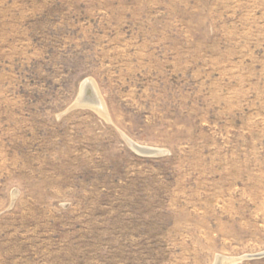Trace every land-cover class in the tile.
Here are the masks:
<instances>
[{"label":"rangeland","instance_id":"374dc122","mask_svg":"<svg viewBox=\"0 0 264 264\" xmlns=\"http://www.w3.org/2000/svg\"><path fill=\"white\" fill-rule=\"evenodd\" d=\"M261 252L264 0H0V264Z\"/></svg>","mask_w":264,"mask_h":264},{"label":"bare ground","instance_id":"6f19581e","mask_svg":"<svg viewBox=\"0 0 264 264\" xmlns=\"http://www.w3.org/2000/svg\"><path fill=\"white\" fill-rule=\"evenodd\" d=\"M89 91L91 92V95L93 96L92 99H88L87 95H89ZM88 92V93H87ZM99 94H98V91L95 87V84H94V81L89 78L87 80H85L82 84H81V93H80V96H79V99L78 101L81 102V101H86V102H89L92 106H95L96 108L100 109V110H103V107L100 103V99H99ZM86 98V100H85ZM127 139V142L128 144L134 149V150H137L141 153H145V154H149L151 153L150 155H154V154H158V152H160L159 149H156V148H150V147H143V146H140L138 144H136L135 142L131 141L129 138H126ZM219 259L218 262L219 264H228V263H231V262H235L237 259H232V260H225L224 258L222 257H218ZM227 259V258H226ZM226 261V263H225Z\"/></svg>","mask_w":264,"mask_h":264},{"label":"water","instance_id":"95a60500","mask_svg":"<svg viewBox=\"0 0 264 264\" xmlns=\"http://www.w3.org/2000/svg\"><path fill=\"white\" fill-rule=\"evenodd\" d=\"M149 154H151V153H149ZM262 257H264V252L257 253V254H254V255L245 256V258H262Z\"/></svg>","mask_w":264,"mask_h":264}]
</instances>
